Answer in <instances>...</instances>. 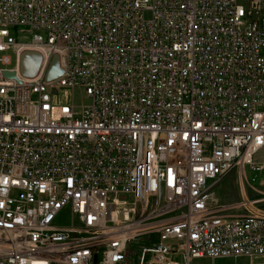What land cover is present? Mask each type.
<instances>
[{
	"label": "built area",
	"instance_id": "2783aa9c",
	"mask_svg": "<svg viewBox=\"0 0 264 264\" xmlns=\"http://www.w3.org/2000/svg\"><path fill=\"white\" fill-rule=\"evenodd\" d=\"M262 148L263 0H0V264L264 259Z\"/></svg>",
	"mask_w": 264,
	"mask_h": 264
},
{
	"label": "rangeland",
	"instance_id": "374dc122",
	"mask_svg": "<svg viewBox=\"0 0 264 264\" xmlns=\"http://www.w3.org/2000/svg\"><path fill=\"white\" fill-rule=\"evenodd\" d=\"M264 6V0H263ZM11 56L13 66L15 62L14 53L7 52ZM9 66V67H10ZM73 100L76 104L88 102V98L83 91L75 90L73 92ZM252 160L263 165V170L254 175L248 169L242 173L238 168L233 169L226 176L220 178L212 187V197L215 204L220 207H225L223 211L227 215L241 214L238 203L243 199H262L260 205L264 208V148L256 152ZM251 176H255L254 182L250 181ZM148 242L143 239L135 240L129 243V253L138 250L139 246H145ZM192 264H264V259L250 260L248 258H223V259H199L194 260Z\"/></svg>",
	"mask_w": 264,
	"mask_h": 264
},
{
	"label": "water",
	"instance_id": "95a60500",
	"mask_svg": "<svg viewBox=\"0 0 264 264\" xmlns=\"http://www.w3.org/2000/svg\"><path fill=\"white\" fill-rule=\"evenodd\" d=\"M39 62V56L36 53L26 52L21 55V72L25 75H32ZM60 74V70L57 65V58L53 59L47 79L54 78ZM7 77H14L13 73H4Z\"/></svg>",
	"mask_w": 264,
	"mask_h": 264
}]
</instances>
